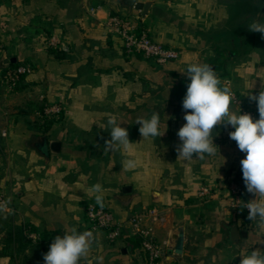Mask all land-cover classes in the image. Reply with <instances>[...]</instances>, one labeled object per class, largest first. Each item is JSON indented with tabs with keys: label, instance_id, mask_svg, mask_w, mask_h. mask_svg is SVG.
<instances>
[{
	"label": "crops",
	"instance_id": "obj_1",
	"mask_svg": "<svg viewBox=\"0 0 264 264\" xmlns=\"http://www.w3.org/2000/svg\"><path fill=\"white\" fill-rule=\"evenodd\" d=\"M138 1L149 4L146 13L121 0H0V62L7 54L33 66L12 93L0 81V188L11 200V210L0 217V264H9L19 250L31 255L26 264H39V250L48 252L56 235L72 227L89 231L85 212L96 203L89 191L96 183L105 189L104 205L125 227L115 244L104 231L94 232L100 246L90 252V260L100 255L103 264H147L128 220L152 208L164 216L162 222L146 219L167 251L159 264H240L241 253L264 248V231L248 229L252 221L235 213L228 193L233 177L243 181L240 161L246 156L229 137L235 129L216 127L220 151L215 157L186 162L176 151L177 132L186 123L182 103L190 80L182 71L188 64L215 66L239 99L236 110H258L245 95L258 94L264 84V50L252 44L241 51L226 48L233 23L247 5L238 0ZM115 15L130 17L155 41L179 50L181 58L158 66L128 56L105 25ZM51 37L61 42L59 56L49 51ZM51 104H61L63 115L48 128L51 120L40 110ZM153 112L160 113L166 132L143 140L136 120ZM112 115L133 143L124 153L103 151L110 131L98 124L106 125ZM51 141L62 144L60 153L51 152ZM125 158L135 159L137 167L123 169ZM203 186L214 196L201 198ZM125 187L132 188L127 202L121 200ZM245 195L247 201L254 198L246 187ZM180 226L185 252L169 255ZM233 226L247 234L238 243L230 239ZM129 245L133 250L124 254Z\"/></svg>",
	"mask_w": 264,
	"mask_h": 264
},
{
	"label": "clouds",
	"instance_id": "obj_2",
	"mask_svg": "<svg viewBox=\"0 0 264 264\" xmlns=\"http://www.w3.org/2000/svg\"><path fill=\"white\" fill-rule=\"evenodd\" d=\"M250 32L260 33L264 38V22L254 20L248 26ZM190 83L183 99L182 107L186 123L177 135L180 143L176 146L178 160L186 162L193 159L205 160L217 155L219 146L214 142L216 127L234 128L229 132L230 139L237 143L239 150L246 154L240 161L246 191L254 198L244 202L241 209L248 210V219L261 231H264V84L258 94L250 91L246 97L257 104L259 118L250 113L241 114L236 110L238 98L232 87L224 84L214 67L208 63L193 62L182 71ZM139 132L144 139L162 137L161 116L153 112L150 118H138ZM100 129L110 131V139L103 145V151L122 153L128 151L132 142L129 131L122 127L115 115L110 116L105 124H98ZM137 167L133 158H125L122 168L132 170ZM90 192L95 193V202L104 207L105 189L100 183L92 185ZM11 200L0 201V214L7 211ZM100 246L98 235L94 231H79L72 227L63 235H56L50 249L43 255L44 264H103V256L89 259L94 247ZM240 264H264V248H256L250 254L240 255Z\"/></svg>",
	"mask_w": 264,
	"mask_h": 264
},
{
	"label": "built area",
	"instance_id": "obj_3",
	"mask_svg": "<svg viewBox=\"0 0 264 264\" xmlns=\"http://www.w3.org/2000/svg\"><path fill=\"white\" fill-rule=\"evenodd\" d=\"M105 25L109 32L120 40L124 52L128 56H142L158 66H165L181 58L179 50L155 41L142 26L135 23L130 17L124 15L111 16ZM47 43L51 48L59 49L62 47L57 37L49 38ZM32 72L33 66L31 64L21 62L17 67L9 68L4 74H0V81L7 92L12 93L21 85L23 78L25 79ZM241 111L242 114L250 113L254 119L259 115L258 110L255 109L242 108ZM62 115L63 106L61 104L46 105L44 109V117L48 120H56ZM228 193L233 208L240 211L244 202H247L244 196L243 182L239 178L233 177L228 182ZM199 194L201 198L209 199L214 196L215 191L208 186H203ZM8 199L6 193L0 188V201ZM10 210L11 204H9L7 211ZM85 215L90 230L94 232L104 231L110 244H115L120 240L125 225L116 219L108 206L104 205L101 208L96 203H91L87 206ZM147 218H150L152 222L164 220V216L157 208L136 214L128 220L130 234L138 240V248L145 254L147 264H159L167 251L164 244L157 239L153 227L146 223Z\"/></svg>",
	"mask_w": 264,
	"mask_h": 264
},
{
	"label": "water",
	"instance_id": "obj_4",
	"mask_svg": "<svg viewBox=\"0 0 264 264\" xmlns=\"http://www.w3.org/2000/svg\"><path fill=\"white\" fill-rule=\"evenodd\" d=\"M247 5V12L238 18L231 28L230 41L226 45V48L234 51H241L248 48L249 44H252L253 49L259 48L264 50V38L260 33L250 32L248 26L254 20L264 22V0H238ZM122 4L128 8L135 9L139 12L146 13L149 8V4H146L138 0H121ZM18 64L16 57H10L4 54L0 62V70H6L13 65ZM215 69V66H213ZM49 147L52 153L58 154L61 151L62 144L58 141H51ZM132 192L131 187H125L123 189V196L121 200L124 202L129 201L130 194ZM245 232L240 231L238 226H233L230 229V239L234 243H238L241 237H246ZM185 228L180 226L172 238V245L169 250V255L182 256L185 252ZM133 250V246L129 245L123 250L124 254Z\"/></svg>",
	"mask_w": 264,
	"mask_h": 264
},
{
	"label": "rangeland",
	"instance_id": "obj_5",
	"mask_svg": "<svg viewBox=\"0 0 264 264\" xmlns=\"http://www.w3.org/2000/svg\"><path fill=\"white\" fill-rule=\"evenodd\" d=\"M260 51H262V49H259ZM238 61L239 60H236L234 63H233V65H237V63H238ZM247 198H246V196H245V200H246ZM247 201V200H246ZM244 211H246V215H247V220H248V210L247 209H241L240 211H236L235 210V213L236 214H242L243 215V212ZM1 215L2 214H0V217H1ZM242 217H244V215L242 216ZM246 226L248 227V229L249 230H255V229H257V226L255 225V224H253L252 222L250 223L249 221H247V224H246ZM31 236H32V233H28V239H31ZM45 253H47L46 251H41V250H39V253H38V259L39 260H37L38 262H39V264H44V260H43V255L45 254ZM13 254L15 255H17V258L19 259H17L18 261H20V264H26V260L27 259H30L31 258V255H29V256H23V255H21V251L19 250V252L18 251H14L13 252ZM35 254V253H34ZM13 255V257H12V259L10 260V263L9 264H17L16 263V257ZM37 256H36V254L34 255V259L36 258Z\"/></svg>",
	"mask_w": 264,
	"mask_h": 264
},
{
	"label": "trees",
	"instance_id": "obj_6",
	"mask_svg": "<svg viewBox=\"0 0 264 264\" xmlns=\"http://www.w3.org/2000/svg\"><path fill=\"white\" fill-rule=\"evenodd\" d=\"M49 51H50L51 53H53V54L59 56V55L61 54V52H62V47L59 48V49H55V48H51V47H49ZM18 64H19V63H18ZM18 64L13 65L11 68H15V67H17ZM6 71H7V70H2V71L0 72V74H4V72H6ZM23 81H24V78H23ZM19 87H20V86H19ZM17 89H18V88H17ZM17 89H16V90H17ZM44 109H45V108H43V109L40 110V115H41L42 118H45V117H44ZM45 119H46V118H45ZM49 121H50V120H49ZM53 122H54V120H51L50 122H48L47 124H49V126L47 125V127L50 128V125H52ZM241 181H242V180H241ZM242 182H243V181H242ZM243 183H244V182H243ZM244 196H246L245 193H244ZM246 214H247L246 211H244V212H243V215L247 216ZM27 229H28V231L32 230L31 227H27ZM30 241H31V240H30ZM133 241H134L133 243H135V245H137V246L139 245V242H138V240H137L136 238H134Z\"/></svg>",
	"mask_w": 264,
	"mask_h": 264
}]
</instances>
